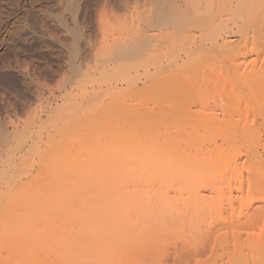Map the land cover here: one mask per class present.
<instances>
[{"label":"rangeland","instance_id":"374dc122","mask_svg":"<svg viewBox=\"0 0 264 264\" xmlns=\"http://www.w3.org/2000/svg\"><path fill=\"white\" fill-rule=\"evenodd\" d=\"M214 10L211 2L206 0H0V264H143L142 250L147 239V231L141 235V230H147L145 225L147 223L139 221L142 218L146 220V216L143 214L140 216L139 213L135 215V210L132 213L129 208H132L130 206L132 201H128L129 198L115 196L118 198L116 199L105 195L104 198H100L102 195L97 196L96 193V189H99L98 183L92 184L90 190L87 189L85 181L80 182L82 186L86 185L85 189L81 184L78 186V182L73 181L74 185L71 181L76 187L74 189L70 181L55 180L54 176L58 177L60 172L64 173L61 169L51 173L54 177L50 179L51 181L48 177V173L50 174V170L53 169L49 166L53 162L60 159L63 162L64 157H68L69 154L72 158L73 154L74 156L79 154V145L75 146L72 142L76 136L70 133H76L72 131L73 122L82 116L92 118L95 124L101 123L93 125L92 128L106 125V129L103 127L105 133L106 131H109L108 134L112 133L110 145L117 152L123 142L129 144L137 138L136 136L144 134L145 120L142 116L136 119L138 116L136 117L135 113L139 112L140 115V112L142 110V113L145 112L148 107L138 106V109L135 104L139 105L141 101L150 108L156 91L152 87L143 90L126 88L123 92L120 90L121 86L126 87L130 82L135 83L137 78L136 83L144 87L142 82L145 79V82L152 83L160 74L164 72L177 74L178 70L183 72H178L181 75L177 80L179 83L189 81L192 84L190 82L192 80L195 83L201 81L204 83L192 84L199 92L193 97L197 100L200 98L199 101L204 103L209 100L206 104H210L212 109L215 108L212 112L217 111L216 117L222 119L225 116L221 115L231 113L236 107L234 112L226 115V118L231 115V119H227L231 124L234 122L233 127L242 128L245 125L258 128L253 132L257 138L249 135L248 139L251 142L248 141V144L250 143L252 152L258 156V161L261 160L257 163V168L264 177V114L261 113L263 112L261 110H264L262 106L264 94L257 89L255 93H258L254 94L252 83L248 84L251 79L247 75H251V68L257 69L263 64L264 21L261 20L258 9L257 12H250L249 9L242 8L237 15L231 16L230 13L231 17H225L229 19L226 20L227 25L234 21L233 30L236 31L237 26L239 27L240 34L235 32L234 35L233 30L230 34L236 39L235 46L241 44L242 53L244 45L248 50L247 52L245 48L246 52L241 53L244 57L239 56V52L238 56L233 54L230 57V62L223 63L224 66L229 65V74L234 80L246 84V92H241L240 96L235 98V101L243 100L241 101L243 107L249 106V113L246 112V108H242L245 112L241 113L239 112L241 108L237 110L240 101L236 103L233 102L234 99L229 100L230 106L228 100L226 102L225 99H220L222 94L218 88L214 90L216 87L214 82L208 78L205 80L206 82L208 80L211 87L213 85L212 91L210 86H207L208 83L202 80L204 73L208 71L207 75L211 76L216 65L213 54L215 40L212 39L215 35ZM243 15H246L245 19H242ZM245 20L247 28L243 23ZM248 20H251V23ZM255 23L257 29L254 27ZM245 33L247 38L243 35ZM256 43L259 49L255 46ZM249 49L256 50L254 52ZM121 53H125L124 56ZM255 53L258 57L254 56ZM235 57H239L237 58L239 60H235ZM235 62L238 69L234 66ZM246 68L247 70L250 68V71ZM239 69L241 71L244 69L242 72H250L246 74L248 80L244 75L241 77L242 74L238 77L241 73ZM250 77H254L253 73ZM256 85H253L254 88H257ZM99 86L103 88L100 90ZM114 87L122 92L119 97V94L116 95L118 90ZM203 87L208 89L206 95L209 94L210 97L215 95L213 97L216 99L213 97V100L208 97L212 101L204 99L205 95L202 96V93L206 90ZM95 88L97 90L94 92ZM237 90H240L238 86ZM256 95L260 98H255ZM114 97L121 101L116 102ZM259 99L261 103L263 101L260 104L262 107L257 104ZM216 100L218 103L213 104ZM185 101H188L187 98ZM204 103L201 106L199 103L196 104L200 118H203L204 114L212 113L209 106L210 109H204L208 113L210 111V114L202 111ZM227 104L229 107L235 105L233 109L230 108L231 112L226 111L229 109L224 107ZM106 111L113 112L109 114ZM94 114L98 117L95 118ZM241 114L247 117L250 114L247 123L239 121L242 125L238 122L242 118ZM105 115L110 116L106 118ZM246 116L243 117L247 119ZM219 137L218 142H221ZM98 155L100 156V153ZM83 156L79 161H74L75 165L77 163L81 167L80 162L87 161ZM103 159L110 163L111 159ZM44 169L48 178L44 174ZM249 170L251 173L248 170L243 172L244 184L248 182V177L257 179L258 172L251 168ZM252 174L256 176L252 177ZM225 178L228 183L225 180L224 184L227 183L226 187L229 189L220 195L223 202L226 200L222 203L223 206L221 205L223 211L227 213L233 209L232 211L239 212L243 208L241 195L247 189V184L242 191V184L238 181L229 182L230 180ZM218 190L221 191V188ZM136 216L142 218L135 219Z\"/></svg>","mask_w":264,"mask_h":264},{"label":"bare ground","instance_id":"6f19581e","mask_svg":"<svg viewBox=\"0 0 264 264\" xmlns=\"http://www.w3.org/2000/svg\"><path fill=\"white\" fill-rule=\"evenodd\" d=\"M206 1H210L211 6L215 8L213 14V26H215L213 27V30L215 28V35L214 33L212 34V36L214 35L212 39L215 40L213 41V54L216 58V65L213 70L214 73L212 71V68L210 69L213 73H211L212 78L210 75H207L209 73L208 71L207 73H204L205 76L202 77V80L205 81L208 78L212 83L214 82V87L216 86L214 90L218 88V90L221 92L220 94H222V96L217 94L221 97L220 98L218 96V98H223L226 100V102H228L229 100L232 101L234 99V102L235 98H238L241 92H246V84H240L237 79L234 80V78L229 74V65L224 66L223 63L225 64V62H228L233 54H235V56H238L240 51L243 52V47H240L241 44L235 46L234 41L236 39L232 38L233 35L230 36L233 31L234 33L237 32L240 34V31L238 32L239 27L237 26L236 31L233 30L234 21L231 25H227L228 22L226 23L227 19L225 17L229 16L230 13L231 16L232 14L237 15V12L242 8H247L250 12H257L258 9V11L260 12L261 20L264 21V0ZM245 16H241L242 19H245ZM251 18L252 17L250 16V19ZM227 21H229V19ZM246 21L247 20L243 21V23L247 28ZM250 21L248 20V22ZM256 24L257 23H255L254 26L255 28ZM259 25L261 26V24ZM251 27L253 28V26ZM252 28V31L257 29L253 28V30ZM245 31L243 30V32ZM246 33L243 35L246 36ZM234 35H236V33ZM246 38L243 39L245 40ZM256 44L255 46L259 49L258 44ZM244 46L245 53L247 50V46ZM238 47L241 48V50L237 49ZM249 50L254 51L256 49ZM263 51L261 50L260 52L262 53ZM242 52H240L239 56L244 57L242 55L244 53ZM262 54L264 56V52ZM254 56H256V53ZM237 58L235 57V60H239ZM232 62H234V59ZM262 62L263 64L259 68L253 69L255 71H253L251 68V75L247 74L250 73L247 72L250 71V68L249 70H247L246 68V72H242L244 71V69L242 71L241 69H239L238 71H241V73L236 70L237 73H239L238 77L240 74H242L241 77L245 76V79L248 80L250 78L252 80H249L250 82L248 81V84L250 83L251 85L252 83L251 86L254 89H252L254 91V94L258 93H255V91L257 90L262 91V94H264V86H262L264 85V60ZM252 63L253 65L255 64L254 62ZM126 66L129 65L126 64ZM234 66L238 69V64L236 62L234 63ZM241 66L243 67V64ZM236 71L234 72L235 77ZM178 72L181 71L177 70V74L174 72H168L167 74H165L164 72L163 74H160L159 77L152 83L145 82V78H147L146 76L144 77L145 80L142 82L144 83V87H140L139 84L136 83L138 81V78L136 79L135 83L130 82L129 85L126 84V87H120V90L122 92L126 91V88L143 90L147 87H152V89L156 91V97L159 100H157V98L155 97L154 101L156 102L157 100V103L155 105H153L154 101L150 102L152 103V108L151 106L149 108V106L143 105L141 101L139 105H137L138 103L135 104L136 108H138V106H142L143 108L146 106L149 108H146L147 110L145 109V112L143 113L142 110L140 112V115L139 112L135 113L136 117L138 116L136 119H140L139 116H142L144 118L145 122L143 123V127H146V129H143L145 132L143 131L144 134L142 135L141 133L143 132L140 131L141 133L139 134L141 136H136L137 138L132 140L131 143L125 144L123 142L121 144V149H118L119 152H117L114 147L110 145V136H112V133L108 134L109 131H106L105 133L104 128L106 127V125L98 128H92L94 126H97L98 123H101L96 122L95 124L94 120L88 116H82L81 118L77 119L75 123L73 122L74 125H72V127L74 128L71 129L72 131H76V133H69L76 136H73L74 138L72 137V142L73 145L75 144V146L79 145L81 153L79 152L80 155L76 154L74 156L73 153H77V151H72L73 158L69 154V159L68 157H64L65 159H63V162L61 161V159L60 161L57 159L58 161L53 162L52 165L49 166L50 169L53 168L52 170H50V174L48 173L49 180H52V178L55 177V180L59 179V182H62L63 180L70 182L74 181L75 183L78 182V186L81 184L80 182L85 181V184H87V189L89 187L92 188V184L98 183L97 187L100 190L96 189V193L98 194L96 195H102L100 198H104V195L108 198H113L115 196L125 197L126 199L129 198L128 201L130 200V202H132L131 205L130 202L127 205L132 206V208L129 207L132 213L135 210V215L139 213L140 216H146V220L140 216L135 217V219H137V217H139L140 219L142 218V221L140 220L139 223H145V221L147 223L145 224L147 230H141V235L142 232L147 231V239L142 250V255L144 254V259L142 260L143 264H264V177L261 176L257 168V163L261 160L258 161V156L255 155V152H252V147L251 145H249L250 143L248 144V141H250V139H248L249 135L253 136L254 139L257 138L256 134L253 133L256 128L247 126L245 127V125L242 128H238V126L233 127L234 122L232 121L233 124H231V122L228 120L229 118L231 119V115L230 117H227L228 119L226 118L227 114H231L236 109L234 104H232L233 107L228 106V104L230 105L231 103L230 101L228 102L227 106L225 105L224 107H229V109L226 108L227 112L228 110H230V108L233 109L235 107L234 111L232 110L231 112L230 110L231 113L228 112L226 115H221L223 117L225 116L222 119H220L221 117H216L217 111L214 112L215 108H213L214 111L212 112L213 109L210 104H206L209 100H207V102L205 101L204 103V101H199L200 98L199 100H197L195 97H193L199 92H197L198 90H196V87H194L195 85L192 84H201L202 81L197 82L199 78L196 77L198 79L197 80L195 78L197 80V83H195V81L193 80L190 81L192 82V84H190L189 81L188 83L187 81L186 83H179L177 80L181 75ZM252 73L254 77H250L252 76ZM246 74L249 76V78L246 77ZM211 82L210 84H212ZM206 83H208V80ZM200 84L199 86L204 83H202L201 85ZM253 85H256L257 88H254ZM207 86H210L209 83L207 84ZM237 86L238 88H240V90H237ZM101 88L103 87H100V90ZM114 88L116 89V87ZM203 88L201 91H203L204 89L206 90L203 92L204 94L202 93V96L205 95L203 97L204 99H212V97L215 96L212 95V97H210L208 96L209 94L206 95L205 92L208 93V89ZM210 88V90H212L213 85L212 87L210 86ZM96 90L97 89L95 88L94 92ZM116 90L115 92H117ZM120 90H118V92H120ZM210 90L209 93L211 92ZM218 90L216 91L218 92ZM118 92L116 93V95L119 94V97L122 92ZM249 93H251V91ZM212 94H214V92H212ZM256 96L255 98H260L259 96ZM263 97L264 96H262V98ZM186 98L188 101H185ZM194 98L199 102H197ZM214 98L215 97H213V99ZM241 98L243 97L241 96ZM211 99L210 101L213 100ZM115 101L117 102L119 100L116 99ZM146 101L148 102L149 100L146 99ZM237 101L239 102L240 100H236L235 102L237 103ZM241 101L239 102V105L242 104ZM196 102L199 103V106H201L202 103H204L205 106L207 105L202 109V111L204 110V113L207 112L204 108L210 109L209 107H211L210 111L213 113V115L212 113L211 115L204 114L203 118H200ZM216 102L217 100L214 101V103L211 102V104H215ZM113 103L115 104V102ZM262 103L260 100L257 104L261 106L260 104ZM263 104L262 106L264 108ZM239 105H237V110H239L240 108H246V112L249 113V106L246 107L247 105H245V107H243L244 105H241V107H239ZM261 107L260 109H262ZM221 108H223V106ZM221 108L219 110H221ZM244 109L239 110V112H245ZM210 111L209 113L207 112V114H210ZM223 111L224 110H222V112ZM261 111H263L261 113L264 114V110ZM110 112L112 113L113 111ZM250 112L252 111L250 110ZM141 113L144 116L141 115ZM247 113L244 114L247 115ZM244 114H241L240 116L244 120H240L242 119L240 118L238 122L246 121L247 123L250 114H248V117ZM234 115L236 116L237 113ZM109 116H106V118ZM212 116H215V118H213ZM243 116H246L247 119H245ZM253 116L254 115H252V117ZM97 117L95 116V118ZM252 117L251 119L255 120ZM239 123L242 125L241 122ZM249 125L250 124H248V126ZM121 137L124 138L123 135ZM218 137L221 139V142H218ZM133 138H135V136ZM255 144H257L256 141ZM72 149L74 150V148ZM99 153L100 156L98 155ZM81 154H83L84 156ZM259 154L261 153L259 152ZM107 155L109 157H107ZM81 156H83L85 161H87L83 162V160L82 163L80 162L81 167H79L77 163L75 165L74 161H79V158H82ZM103 158H109V160L111 159L110 163L109 161L105 162V159ZM56 164L58 166H55ZM59 165L62 166L59 167ZM250 168L255 172H258V176H256L255 173L252 174V177H254L255 175L257 179H255V177L251 179L248 177V182L246 183L247 189L245 190L244 188L246 184H244L245 181L243 182V180H245V176H243L245 173L243 174V172L244 170H248L249 173H251L249 170ZM45 169L43 170L44 174L46 172ZM58 169H61L62 171H64V173L60 172V174L62 175L59 174V176L57 174L58 177H52L53 174L51 173L58 172ZM48 177L46 175V178ZM225 177L230 180L229 182L235 181L237 183L238 181L240 184H242V186L240 185L242 191L245 190L243 194L241 193L242 195L240 194L242 201L241 205L243 206V208H241L240 211L238 210L239 212H236L237 210L234 212L232 211L233 209H231V212L229 211L227 213L224 212L225 210L223 211L222 203L226 202V200L224 199L225 201L223 202V198L220 197V195H223L225 191L229 189L228 187H226L228 185V180ZM225 180L227 181L226 184H224L226 182ZM222 183L223 187H221ZM63 184H65V182ZM218 184L219 188H221V191L218 190ZM230 185L232 184L230 183ZM73 187L74 189L76 188L75 186ZM82 187L84 188L86 187V185H83ZM224 187H226L225 190H223ZM209 188L211 190H207ZM92 191L91 193H93ZM207 191H210V193H208ZM85 192L86 191H84V193ZM222 192L224 193L222 194ZM122 199L123 198H121V200ZM118 202H120V199ZM145 225H143V227H145Z\"/></svg>","mask_w":264,"mask_h":264}]
</instances>
